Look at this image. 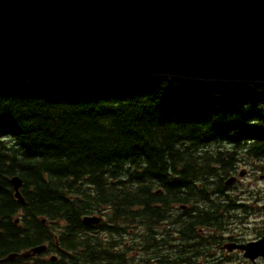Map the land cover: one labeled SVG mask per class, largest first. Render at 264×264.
Masks as SVG:
<instances>
[{
  "label": "trees",
  "instance_id": "1",
  "mask_svg": "<svg viewBox=\"0 0 264 264\" xmlns=\"http://www.w3.org/2000/svg\"><path fill=\"white\" fill-rule=\"evenodd\" d=\"M214 142L264 156V87L0 73V258L42 243L60 254L2 264H125L114 246L128 222H153L220 175L208 158ZM219 153L223 164L236 155ZM14 175L23 179L25 204L15 197ZM95 213L106 214L99 234L111 240L86 232L83 217Z\"/></svg>",
  "mask_w": 264,
  "mask_h": 264
},
{
  "label": "water",
  "instance_id": "2",
  "mask_svg": "<svg viewBox=\"0 0 264 264\" xmlns=\"http://www.w3.org/2000/svg\"><path fill=\"white\" fill-rule=\"evenodd\" d=\"M0 73L264 87V0H0ZM11 183L24 203L22 178Z\"/></svg>",
  "mask_w": 264,
  "mask_h": 264
},
{
  "label": "flooded vegetation",
  "instance_id": "3",
  "mask_svg": "<svg viewBox=\"0 0 264 264\" xmlns=\"http://www.w3.org/2000/svg\"><path fill=\"white\" fill-rule=\"evenodd\" d=\"M211 182L214 183H207ZM229 187L233 185L219 181L217 187L208 191L214 195L202 200L203 205L194 206L192 212L173 211L174 218L162 217L153 222L142 217L139 256L146 264L161 263L163 258L159 256L170 259L172 264H264V243L256 255L244 248L264 240V220H257L264 217L228 210L230 199L236 198Z\"/></svg>",
  "mask_w": 264,
  "mask_h": 264
},
{
  "label": "rangeland",
  "instance_id": "4",
  "mask_svg": "<svg viewBox=\"0 0 264 264\" xmlns=\"http://www.w3.org/2000/svg\"><path fill=\"white\" fill-rule=\"evenodd\" d=\"M212 149H214V147L213 146H211V150ZM190 152H194V150H191ZM212 152H213V150H212ZM199 154H197L196 156H198ZM212 155V154H211ZM240 168H247L248 169V166H241ZM239 168V169H240ZM238 177H239V175H238ZM239 178H241V177H239ZM241 179H243L240 183H239V186H240V190H242V189H246L247 187H246V185H249L250 184V186L252 187V191H253V193L254 194H257L258 192H259V189H262V191L264 192V181H261L260 179H258V177H257V179H255V177L254 176H252V175H246L245 177H243V178H241ZM250 187V188H251ZM155 189H156V187H155ZM240 192V191H239ZM247 193V192H246ZM259 204H261L260 206H256L255 207V212L258 214V215H262L263 217H264V213H262L261 211H263L264 212V206H263V204H264V199L263 200H260L259 202H258ZM171 207L169 206V207H167V208H163L162 209V211H161V216H160V218H162V217H170V218H174V216H173V211H172V209H170ZM264 219H262L261 221H263ZM189 225H190V223H189ZM188 225V226H189ZM132 233H135L136 234V232H137V230L136 229H131L130 230ZM138 240H140V238H138ZM130 257H132V258H134L135 257V254L134 253H130V255H129ZM158 258H163V256H159ZM126 260H127V262L129 263V264H140V260H141V257L139 256V258H138V260H136V261H133V260H128L127 258H126ZM125 259H124V263H125V261H126ZM163 260H162V264H163ZM152 264H158V262L157 263H152ZM160 264V263H159ZM165 264V263H164Z\"/></svg>",
  "mask_w": 264,
  "mask_h": 264
}]
</instances>
